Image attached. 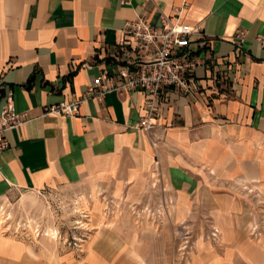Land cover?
<instances>
[{
  "label": "crops",
  "instance_id": "crops-1",
  "mask_svg": "<svg viewBox=\"0 0 264 264\" xmlns=\"http://www.w3.org/2000/svg\"><path fill=\"white\" fill-rule=\"evenodd\" d=\"M139 15L152 25L179 15L204 37L191 34L182 50L195 57L193 82L185 92L164 89L151 138L138 128L141 90L87 97L74 116L46 114L47 106L84 93L102 68L131 60L132 48L116 41ZM237 30L247 36L238 48ZM261 36L264 0H0V96L10 90L16 112L26 115L6 132L0 198L57 184L123 182L156 164L179 203L224 189L200 198L232 221L233 190L247 183L264 192ZM221 241L233 256L220 264H264L261 239L222 232Z\"/></svg>",
  "mask_w": 264,
  "mask_h": 264
},
{
  "label": "rangeland",
  "instance_id": "rangeland-1",
  "mask_svg": "<svg viewBox=\"0 0 264 264\" xmlns=\"http://www.w3.org/2000/svg\"><path fill=\"white\" fill-rule=\"evenodd\" d=\"M164 180L154 164L123 182L57 184L0 198V264H220L233 256L224 253L222 232H247L264 244L261 190L247 183L233 190L237 216L221 221L200 197L224 189L200 190L183 204Z\"/></svg>",
  "mask_w": 264,
  "mask_h": 264
},
{
  "label": "built area",
  "instance_id": "built-area-1",
  "mask_svg": "<svg viewBox=\"0 0 264 264\" xmlns=\"http://www.w3.org/2000/svg\"><path fill=\"white\" fill-rule=\"evenodd\" d=\"M177 16L162 15L160 25H152L147 17L141 15L127 21L116 45L122 50L130 46L134 53L131 60L112 70L102 68L84 93L77 98L64 99L47 106L45 113L74 116L79 112L80 103L87 97L100 98L110 92L123 94L141 90L145 93V101L138 128L150 139L164 89L185 92L193 82L195 57L182 50L190 46L191 34L203 37L199 27L184 23ZM246 40L244 30H237L232 36V42L238 44L237 48ZM257 40L264 49V36ZM211 76L215 80V73ZM25 117V114L16 112L10 90L0 96V152L9 147L6 132L22 125ZM151 144L155 146L152 140Z\"/></svg>",
  "mask_w": 264,
  "mask_h": 264
}]
</instances>
